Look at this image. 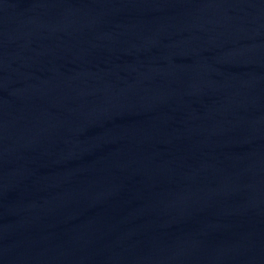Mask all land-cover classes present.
I'll return each mask as SVG.
<instances>
[{
  "label": "water",
  "instance_id": "1",
  "mask_svg": "<svg viewBox=\"0 0 264 264\" xmlns=\"http://www.w3.org/2000/svg\"><path fill=\"white\" fill-rule=\"evenodd\" d=\"M79 264H264V190L186 215Z\"/></svg>",
  "mask_w": 264,
  "mask_h": 264
}]
</instances>
